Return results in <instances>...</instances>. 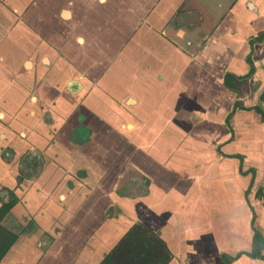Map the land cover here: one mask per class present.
Masks as SVG:
<instances>
[{"label":"crops","instance_id":"0c3cea01","mask_svg":"<svg viewBox=\"0 0 264 264\" xmlns=\"http://www.w3.org/2000/svg\"><path fill=\"white\" fill-rule=\"evenodd\" d=\"M263 33L264 0H0V264H103L135 225L264 264Z\"/></svg>","mask_w":264,"mask_h":264},{"label":"trees","instance_id":"16d2710c","mask_svg":"<svg viewBox=\"0 0 264 264\" xmlns=\"http://www.w3.org/2000/svg\"><path fill=\"white\" fill-rule=\"evenodd\" d=\"M258 41L264 40V33L259 36ZM248 63L252 65L249 58ZM253 66L250 74L244 78H235L226 75L224 84L232 90L237 91L238 85L247 81L253 74ZM239 107L236 105L235 108ZM262 112V111H260ZM264 116V112H262ZM11 204H4L0 208V261L6 256L10 247L17 241V236L6 231L1 222L11 209ZM264 247V239L260 234L254 236V248L252 257H260V251ZM171 253L165 242L155 233L142 225L133 226L113 251L106 257L103 264H168Z\"/></svg>","mask_w":264,"mask_h":264},{"label":"flooded vegetation","instance_id":"af4514ba","mask_svg":"<svg viewBox=\"0 0 264 264\" xmlns=\"http://www.w3.org/2000/svg\"><path fill=\"white\" fill-rule=\"evenodd\" d=\"M30 157H32L31 156V154L30 153H28V154H26V156H24L22 159H21V161H20V164L22 163V164H25V163H27L28 161H29V158ZM37 160H38V162L40 163V161H41V163H42V159H39V158H37ZM30 164V167L32 166L31 164L32 163H27L26 165H25V167L26 168H28L29 165ZM6 191V197L4 198L3 196H1L0 197V202H1V207L4 205V204H11L12 205V207H14V205L16 204V202L18 201L17 199H16V195H15V192L14 191H10V190H5ZM0 207V208H1ZM5 218V217H4ZM4 218H3V220H4ZM3 220H2V222H3ZM2 222H1V226H2ZM3 227V226H2ZM5 229V228H4ZM6 230V229H5ZM7 231V230H6ZM10 233V232H9ZM18 240V239H17ZM16 243V242H15ZM15 243L10 247V249L15 245ZM10 249H9V251H10ZM8 253V252H7ZM262 253H263V249H261V251H260V257H257V258H261V256H262ZM1 262V261H0Z\"/></svg>","mask_w":264,"mask_h":264},{"label":"rangeland","instance_id":"374dc122","mask_svg":"<svg viewBox=\"0 0 264 264\" xmlns=\"http://www.w3.org/2000/svg\"><path fill=\"white\" fill-rule=\"evenodd\" d=\"M244 90H247V87H245ZM18 229H20V230H22V231H25V229L22 228V227H19ZM27 230L29 231V229H26V231H27Z\"/></svg>","mask_w":264,"mask_h":264}]
</instances>
